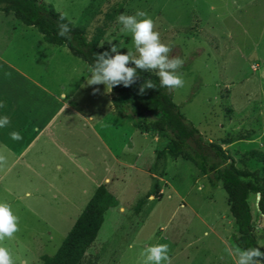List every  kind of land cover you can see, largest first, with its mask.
<instances>
[{"label": "rangeland", "instance_id": "obj_1", "mask_svg": "<svg viewBox=\"0 0 264 264\" xmlns=\"http://www.w3.org/2000/svg\"><path fill=\"white\" fill-rule=\"evenodd\" d=\"M43 1L85 25L89 35L108 9L123 3L101 40L117 44L122 53H135V48L117 18L145 11L161 41L172 48L170 57L184 61L178 71L185 83L173 91L174 101L207 139L221 141L240 167L264 169L261 161L245 155L252 148L264 150V0ZM69 49L47 41L13 11H0V101L5 105L0 116L10 117L14 109L20 116L0 131L8 135L17 128L23 138L34 135L39 116L24 118L18 103L10 104L23 100L31 109L38 107L45 98L59 99L61 87L80 111L69 116L71 111L64 108L55 116L52 127L58 124L62 140L34 142L27 157L35 152L42 156H33L32 169L5 151L3 142L9 139L0 143L5 156L0 203L10 204L19 221V230L13 238L5 237L3 245L15 264H42L43 254H53L106 175L111 178L108 189L119 201L105 211L100 232L80 264H145L143 250L156 243L169 245L171 264H235L237 247L231 236L238 229L221 181L210 185L207 175L182 156L155 159L167 139L138 129L136 116L116 110L103 85H87L90 65ZM37 81L52 92H44ZM131 137L132 148L125 146ZM15 142L17 148L24 143ZM119 160L138 167L122 166ZM154 182L159 191L148 196L139 212L133 211ZM248 200L255 234L264 245L257 194Z\"/></svg>", "mask_w": 264, "mask_h": 264}, {"label": "trees", "instance_id": "obj_2", "mask_svg": "<svg viewBox=\"0 0 264 264\" xmlns=\"http://www.w3.org/2000/svg\"><path fill=\"white\" fill-rule=\"evenodd\" d=\"M123 8V3H119L108 9L103 22L97 24L92 35H89L85 25L76 24L65 15L63 23L71 21L70 37L65 38L58 35L60 16L64 14L53 3L43 0H0V11H13L21 21L36 26L47 41L67 45L73 54L89 65L93 64L95 54L110 49L109 43L101 40L110 22ZM129 66L134 67L131 64ZM137 71L140 78L136 83L127 88L121 84L112 89L113 106L121 114L128 111L133 113L137 127L159 132L167 139L165 145L157 149L156 159L167 155L182 156L193 161L200 172L207 175L210 185L215 186L221 181L238 229L231 236L232 242L239 249L260 247V251L264 252V245L258 242L255 234V222L248 200L251 193H258V209L264 214V169L260 171L259 168L240 167L221 141L204 136L174 101L173 91L160 87L154 73ZM147 79L152 80L157 87L146 89L141 95L139 87ZM225 142L231 140L226 138ZM245 155L264 164L262 149L252 148ZM158 191V183L154 182L152 188L133 204V211L139 212L148 196ZM114 200L115 195L105 182H99L57 250L53 254L42 255V264H80L85 252L96 240L104 222V213Z\"/></svg>", "mask_w": 264, "mask_h": 264}, {"label": "clouds", "instance_id": "obj_3", "mask_svg": "<svg viewBox=\"0 0 264 264\" xmlns=\"http://www.w3.org/2000/svg\"><path fill=\"white\" fill-rule=\"evenodd\" d=\"M65 19V15L60 16L58 35L69 38L71 21L63 23ZM117 19L121 25L120 31L131 35L135 53L131 50L122 53L117 44L109 42V50L94 55V62L88 69L90 77L87 79V85H103L106 92H111L114 87L121 84L127 88L140 78L137 71L140 70V72L154 73L159 79L160 87L169 91L182 88L185 81L178 70L183 67L184 61L178 56L170 57L172 48L161 41L155 21L142 10H137L133 15L121 14ZM130 64L134 67L129 66ZM156 87L152 80L147 79L140 85L139 94L142 95L146 89H156ZM98 90V88L94 89V91ZM4 106V102L0 101V108ZM10 124L9 116H0V128H6ZM9 136L14 141L23 139L18 131L10 132ZM4 161L5 156L0 154V163ZM18 222V217L13 215L11 205L0 203V264H15L12 253L3 245V242L5 237L13 238L19 230ZM142 254L146 256L145 264H171L168 244L149 245ZM235 255L237 257L235 264H264V252L260 251V247L236 248Z\"/></svg>", "mask_w": 264, "mask_h": 264}, {"label": "crops", "instance_id": "obj_4", "mask_svg": "<svg viewBox=\"0 0 264 264\" xmlns=\"http://www.w3.org/2000/svg\"><path fill=\"white\" fill-rule=\"evenodd\" d=\"M40 82V81H39ZM38 83V86L40 88L43 89L44 92L46 93H51L52 92V89L49 88V86H42L40 85V83ZM114 94L113 91L109 92V98L111 100V97L112 95ZM54 96L56 98L57 94L54 92ZM58 97L59 99L57 100H47L46 98L43 99V97H41L43 100L39 101L41 103H44L46 105V107H42L44 104L42 105H39L38 107H34L31 109V107L29 106L28 102H24L22 100V102H17V101H14L13 103H11L10 105H16V108H19V106L22 108L23 110V117L24 118H37L36 116L38 115L39 117L37 118L35 124H33V128H35V131H34V135H29L24 137L22 140H19L18 142H23L24 143L22 144V146L20 148H17V145L18 143H16L14 140H12L9 136V133L12 132V131H18V129H14V130H9L8 131V135H7V131H0V143L4 140H8L9 139V143H4V148H5V151H8L9 154H11L12 156L15 157L14 160H17V159H20L22 160L23 164L25 166H27L29 169H32V164H31V161L33 160V156L35 155L37 158L38 157H41L42 154H39L37 152H35L34 154L30 155L29 157H27L30 153V151L32 150L33 148V143L38 141V140H41L43 142H47L48 144L50 143H58L62 140V136H60L58 133H57V128H58V124L56 126H53V120L55 118L56 115H62L63 113V110L64 108H67L69 111H71L69 113V116L71 114H79L80 111L77 109V107L75 105H73L70 101H69V96L67 94V92L64 90V87H61V90L58 94ZM20 103V104H19ZM38 105V104H36ZM15 110V109H14ZM14 110L9 114L10 115V119L12 121H15L17 118H19L20 116H18V114H16L14 112ZM34 110H37L35 113H34ZM117 110V109H116ZM130 113V111H128L126 114L128 115ZM27 114V115H26ZM36 114V116H35ZM65 116V115H64ZM63 116V118H64ZM63 120V119H62ZM62 120H60V124L63 123ZM31 124L30 122L28 123V125ZM59 124V127H61ZM13 126H15L13 124ZM138 129H141V131L145 132L144 129L140 128V127H137ZM20 130H24L22 127H20ZM25 131V130H24ZM21 135H23L24 133L19 131ZM147 133V132H145ZM131 141V143H130ZM126 139L125 140V146L127 147H131L132 144H133V141L134 139L131 137V139ZM39 145V144H38ZM37 145V146H38ZM43 148V147H42ZM132 148V147H131ZM37 151V148L35 149ZM33 153V152H32ZM157 155V154H156ZM156 159V158H155ZM14 162V161H13ZM119 163H121V165L123 166H130V167H138L137 165H135L134 162H127V161H124V160H119ZM57 166H60L61 164L60 163H56ZM143 169V168H142ZM111 181V178H109L107 175L105 176L104 178V181L105 184L107 185L108 182ZM108 188V186H107ZM115 195V199H118L117 195Z\"/></svg>", "mask_w": 264, "mask_h": 264}, {"label": "water", "instance_id": "obj_5", "mask_svg": "<svg viewBox=\"0 0 264 264\" xmlns=\"http://www.w3.org/2000/svg\"><path fill=\"white\" fill-rule=\"evenodd\" d=\"M257 199H258V193H257Z\"/></svg>", "mask_w": 264, "mask_h": 264}]
</instances>
